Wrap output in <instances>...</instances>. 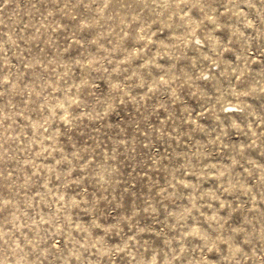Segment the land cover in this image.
<instances>
[{
	"label": "rangeland",
	"instance_id": "1",
	"mask_svg": "<svg viewBox=\"0 0 264 264\" xmlns=\"http://www.w3.org/2000/svg\"><path fill=\"white\" fill-rule=\"evenodd\" d=\"M0 264H264V0H0Z\"/></svg>",
	"mask_w": 264,
	"mask_h": 264
}]
</instances>
